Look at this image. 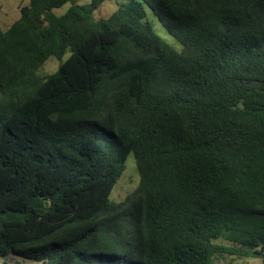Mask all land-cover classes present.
Returning <instances> with one entry per match:
<instances>
[{
  "label": "trees",
  "instance_id": "1",
  "mask_svg": "<svg viewBox=\"0 0 264 264\" xmlns=\"http://www.w3.org/2000/svg\"><path fill=\"white\" fill-rule=\"evenodd\" d=\"M104 1L30 0L0 25V257L264 264V0H127L97 18ZM130 153L140 181L116 201Z\"/></svg>",
  "mask_w": 264,
  "mask_h": 264
},
{
  "label": "rangeland",
  "instance_id": "2",
  "mask_svg": "<svg viewBox=\"0 0 264 264\" xmlns=\"http://www.w3.org/2000/svg\"><path fill=\"white\" fill-rule=\"evenodd\" d=\"M89 0H78L79 3H84ZM127 0H105L103 4L94 12L97 18L108 17L119 5L125 3ZM30 0H0V25L3 28L8 27L15 19L20 16V7L22 5H28ZM70 3L57 8L56 12L61 14L64 13ZM147 17L155 23L157 32L162 35L168 42L180 48L181 44L173 37L159 21L158 17L154 14L151 8L147 7ZM70 55L68 51L62 59L56 56H51L40 69L38 74L46 77L56 71L59 64ZM140 181L139 170L136 165V161L133 153H130L127 157L126 168L117 181L111 198L119 201L124 199L128 193L132 192ZM4 260H8L13 264H31L33 260L25 258L14 253H9L6 257H0V264H3ZM216 264H263L261 258L257 257H243L238 255H226L220 260H215Z\"/></svg>",
  "mask_w": 264,
  "mask_h": 264
}]
</instances>
